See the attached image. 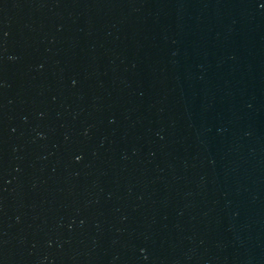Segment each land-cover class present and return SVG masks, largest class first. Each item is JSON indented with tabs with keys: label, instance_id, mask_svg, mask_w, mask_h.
I'll return each instance as SVG.
<instances>
[{
	"label": "water",
	"instance_id": "water-1",
	"mask_svg": "<svg viewBox=\"0 0 264 264\" xmlns=\"http://www.w3.org/2000/svg\"><path fill=\"white\" fill-rule=\"evenodd\" d=\"M0 264H264V0H0Z\"/></svg>",
	"mask_w": 264,
	"mask_h": 264
}]
</instances>
